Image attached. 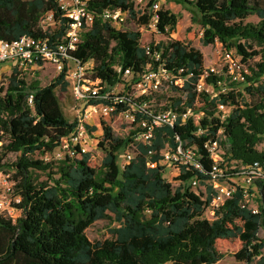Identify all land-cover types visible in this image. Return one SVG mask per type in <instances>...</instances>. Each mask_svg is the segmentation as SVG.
<instances>
[{"label": "trees", "instance_id": "16d2710c", "mask_svg": "<svg viewBox=\"0 0 264 264\" xmlns=\"http://www.w3.org/2000/svg\"><path fill=\"white\" fill-rule=\"evenodd\" d=\"M166 1L196 11L204 46L219 43L240 58L247 69L241 72L244 87L222 93L217 81L223 78L209 73L205 80L217 93L197 92L195 84L204 71L202 53L182 41H151L159 58L147 55L140 45L141 30L148 27L147 8L154 0L139 9L133 0H91L89 8L97 12L128 11L136 29L118 31L96 20L81 35L72 56L92 63L89 78L112 86L120 80L113 70L116 65L134 72L147 64L183 69L182 82L171 89L179 95L168 100L171 106L182 103L202 115L197 123L188 119L180 127L155 128L149 144L133 142L127 131L134 123L113 117L109 124L102 122L100 165L79 151L58 165L44 163L32 156L52 152L73 127L57 95L67 91L66 70L44 86L12 70L0 81V172L10 175L20 201L14 205V219L0 217V264H218L224 254L244 264H264V242L257 235L264 230V178L245 187L239 171L258 163L264 173V149H257L264 136V7L250 0ZM48 12L54 21L60 19L54 0H0V41L10 43L21 36L60 39L66 19L52 30L40 29ZM156 14L161 34L174 31L178 15L161 7ZM252 14L259 18L257 23L245 21ZM218 105L229 108L223 118ZM176 136L196 146L200 171L181 168L171 178L179 183L173 187L164 179L167 168L159 161L160 150L166 143L173 145ZM215 141L226 149L219 166L236 184L230 198L210 207L213 187L203 197L192 191L190 181L207 182L215 159L204 143ZM122 149L132 158L120 167L117 153ZM11 153L19 156L7 164ZM37 171L47 172V180L38 182ZM246 194L257 197L256 211L245 203ZM207 210L213 211L211 218ZM100 220L110 225L106 235L89 239L87 229Z\"/></svg>", "mask_w": 264, "mask_h": 264}, {"label": "built area", "instance_id": "2783aa9c", "mask_svg": "<svg viewBox=\"0 0 264 264\" xmlns=\"http://www.w3.org/2000/svg\"><path fill=\"white\" fill-rule=\"evenodd\" d=\"M61 12L60 19L54 21L50 12L42 16L40 29L44 32L52 30L65 20L64 34L60 39H51L49 37L21 36L10 43L0 41V63H9L23 77L30 71L43 68L50 65L55 72L60 73L66 70V80L70 84V90L76 104L71 108L74 116L72 119L73 127L70 132L62 137L55 149L50 152L58 161L65 158H72L76 152L88 153L95 151L103 135L102 122L103 116L109 114L110 120L117 117L122 121L134 123L130 128L133 142L144 144L151 143L154 137V129L158 127H180L185 125L188 119L197 123L202 112H193L190 108L184 107L182 103L171 106L169 97L175 83H181V73L183 69H165L162 64L154 67L147 64L139 72L131 69H122L116 65L113 70L120 79L118 83L109 86L98 79L89 78L88 74L92 67L90 61L81 63L72 56L81 35L86 32L96 20L107 22L111 27L118 31L131 30L129 27H135L130 19L128 11L102 9L97 12L89 8L91 0H54ZM136 9L142 7L143 0H133ZM160 5L158 2L152 3L148 7L150 19L146 30L150 36H164L157 28V11ZM158 45L161 41L150 40L142 47L145 53L158 60L159 52L152 50L150 42ZM238 57V56H237ZM224 61V70L218 73L214 69H204L202 75L195 84L197 92L212 94L215 90L212 84H208L205 78L209 73L221 76L223 79L217 81V88L224 92V82L242 80V64L238 58L234 57L233 51L224 50L222 54ZM69 62L73 65L69 66ZM72 67V68H71ZM69 69H72L69 72ZM69 80V81H68ZM28 103H32V95L28 97ZM101 105L100 108L97 106ZM78 105V106H77ZM218 110L222 113L229 112V108L224 105H218ZM137 117H139L137 120ZM110 122V121H109ZM109 122H105L109 124ZM202 133L198 130L197 134ZM134 148L133 144H129ZM204 147L211 153L212 157L219 148L217 141L204 143ZM129 148V149H130ZM196 146H188L178 136L174 137L173 145L166 143L160 150L161 159L159 164H163L167 169L176 171V176L181 168L189 170L191 168L200 171ZM132 158V153L126 151L124 155V164ZM219 160L215 159L211 170L208 173L207 182L215 190V197L210 203V207H218L224 201L231 197L234 192L235 178L227 176V169L219 166ZM240 175L245 182V187H252L255 180L264 178L258 163L242 166ZM237 175V174H234ZM224 183V184H223ZM192 188L199 185V181L192 179L190 181ZM251 197V196H250ZM249 196L245 195V203ZM20 198L15 193L14 182L9 174L0 172V217L15 218L17 209L14 206L19 203ZM250 208V207H249ZM256 211V206L251 208ZM212 216L213 211L207 210Z\"/></svg>", "mask_w": 264, "mask_h": 264}, {"label": "rangeland", "instance_id": "374dc122", "mask_svg": "<svg viewBox=\"0 0 264 264\" xmlns=\"http://www.w3.org/2000/svg\"><path fill=\"white\" fill-rule=\"evenodd\" d=\"M149 0H143L142 1V7L144 6V3L148 2ZM155 2H158L161 9L169 10L170 12L178 15V22L174 29V31L169 32L168 35L160 36V37H154L150 36L147 32L141 31V38H140V45L143 46L147 44L150 40H156V41H168L169 39L172 40H178L182 41L186 44L191 45L192 47L198 49L202 53L203 57V67L204 69H214L218 73H222L224 70V61L222 59V54L224 52V48L219 44L215 43L214 45H207L204 46L201 42V28L198 24V15L196 11L191 6H182L179 4H176L172 1H166V0H154ZM251 4H256L259 7H264V0H250ZM246 22H252L257 23L259 21V18L257 15L252 14L247 17L245 20ZM131 30H135V27H129ZM235 58H238L240 61V58L237 57L234 54ZM73 64L69 62V66H72ZM72 68V67H71ZM13 67L9 63H0V81L4 79L5 76H8ZM72 69H69V72H71ZM242 72L247 73L246 65H242ZM57 72H55L54 68L50 65H45L43 68L35 69L30 71L27 75L24 76V79L27 82H31L33 80H37L38 83L41 86H44L51 82V80L56 77ZM69 81V80H68ZM244 87V83L242 80L240 81H229L228 79L224 82V91L228 90H241ZM217 90H214L212 94H216ZM58 98L60 100L61 108L64 113L65 118L71 122L73 119V112L71 111V108L76 104L72 92L70 90V84L68 82V88L67 91L64 93L57 92ZM170 95L178 96V92H171ZM78 106V105H77ZM101 105L98 104L97 108H100ZM103 121L109 122L110 116L109 114H106L103 116ZM123 133L121 131H114V135L117 137H122ZM223 141V138H221ZM221 146V147H220ZM217 151H215V154L213 156L214 159H222L223 154L225 153L226 149L223 147V145H220ZM258 150L264 149V136L262 141L257 145ZM126 153L125 149L120 150L117 153V163L121 167L124 165V155ZM19 156L18 153H11L9 154L5 161L7 164H11L16 161L17 157ZM104 156V152L101 150V148L98 146L95 151L90 153V159L95 162V164L100 165L102 158ZM33 159L42 160L44 163H54L55 165L59 164V161L55 159L54 154L52 153H46V154H39L35 153L32 156ZM220 161V160H219ZM47 172L37 171L35 172V176L38 182L46 181L47 180ZM176 174V171H172L170 169H166V171L163 173V177L165 180L171 182L173 187L178 186V181L171 179ZM224 184V183H223ZM210 184L208 182L200 183L197 187L191 188L192 191L196 194H203V197H205L208 194V187ZM258 199L253 194L251 197H249V200L247 201V204L250 208H253L257 205ZM207 217L211 218L212 216L209 214V212H206ZM110 225L108 224V221L106 220H100L96 221L92 226H90L87 231L86 235L91 240H97L102 237H104L107 233L108 227ZM258 238L261 239L264 242V230L260 229L258 232ZM262 252L264 253V248L262 249ZM167 264V263H166ZM218 264H244L243 262H237L230 254H224L223 258L218 262Z\"/></svg>", "mask_w": 264, "mask_h": 264}, {"label": "crops", "instance_id": "0c3cea01", "mask_svg": "<svg viewBox=\"0 0 264 264\" xmlns=\"http://www.w3.org/2000/svg\"><path fill=\"white\" fill-rule=\"evenodd\" d=\"M167 264H169V263H167Z\"/></svg>", "mask_w": 264, "mask_h": 264}]
</instances>
